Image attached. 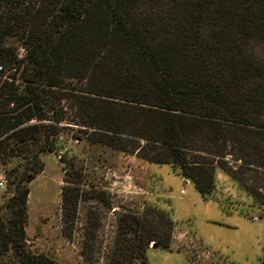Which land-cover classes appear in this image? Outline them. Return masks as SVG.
Instances as JSON below:
<instances>
[{
	"label": "trees",
	"instance_id": "16d2710c",
	"mask_svg": "<svg viewBox=\"0 0 264 264\" xmlns=\"http://www.w3.org/2000/svg\"><path fill=\"white\" fill-rule=\"evenodd\" d=\"M63 133L170 164L203 197L219 168L264 210V0H0V159L25 160L7 174L0 252L20 264H60L27 248L25 227L28 185ZM173 227L156 208L119 216L107 263H145Z\"/></svg>",
	"mask_w": 264,
	"mask_h": 264
},
{
	"label": "rangeland",
	"instance_id": "374dc122",
	"mask_svg": "<svg viewBox=\"0 0 264 264\" xmlns=\"http://www.w3.org/2000/svg\"><path fill=\"white\" fill-rule=\"evenodd\" d=\"M80 135L81 141L61 134L55 151L41 155L43 170L28 185L25 232L31 252L60 264H108L121 240L119 216H142L156 208L174 222L171 248L154 246L151 241L145 263L134 264H261L264 210L225 171L216 169L215 191L203 197L193 184L183 187L172 165L150 163L136 153L90 143ZM62 157L64 162H60ZM24 163L21 157L0 159V180L6 181L0 190L2 215L12 194L7 174L14 168L21 170ZM229 164L237 168L232 160ZM63 186L68 187L69 196L65 205ZM74 201L76 208L70 214ZM175 225L186 235L179 236ZM84 245L92 263L81 255ZM0 264L20 263L7 251L0 252Z\"/></svg>",
	"mask_w": 264,
	"mask_h": 264
},
{
	"label": "crops",
	"instance_id": "0c3cea01",
	"mask_svg": "<svg viewBox=\"0 0 264 264\" xmlns=\"http://www.w3.org/2000/svg\"><path fill=\"white\" fill-rule=\"evenodd\" d=\"M182 180H183V187L184 188H185L186 185L192 184L188 179L182 178ZM184 188L181 189V191H185ZM254 220H256V219L254 218ZM175 228L177 229V231L179 233V236H185L186 235L185 232H183L178 226L175 225Z\"/></svg>",
	"mask_w": 264,
	"mask_h": 264
},
{
	"label": "built area",
	"instance_id": "2783aa9c",
	"mask_svg": "<svg viewBox=\"0 0 264 264\" xmlns=\"http://www.w3.org/2000/svg\"><path fill=\"white\" fill-rule=\"evenodd\" d=\"M123 181H128V180L124 179ZM5 187H6V181L5 180H0V190L4 189Z\"/></svg>",
	"mask_w": 264,
	"mask_h": 264
},
{
	"label": "water",
	"instance_id": "95a60500",
	"mask_svg": "<svg viewBox=\"0 0 264 264\" xmlns=\"http://www.w3.org/2000/svg\"><path fill=\"white\" fill-rule=\"evenodd\" d=\"M18 79L20 80V78ZM64 161H65L64 157L60 158V162H64Z\"/></svg>",
	"mask_w": 264,
	"mask_h": 264
}]
</instances>
